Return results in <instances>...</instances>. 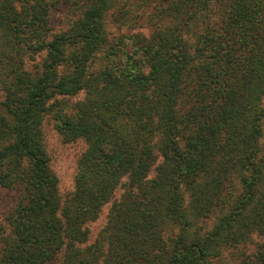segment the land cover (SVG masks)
<instances>
[{
    "label": "trees",
    "instance_id": "trees-1",
    "mask_svg": "<svg viewBox=\"0 0 264 264\" xmlns=\"http://www.w3.org/2000/svg\"><path fill=\"white\" fill-rule=\"evenodd\" d=\"M68 1L0 0V187L17 193L0 264H216L254 233L236 264H264V0H146L149 34L116 36L113 0H74L53 32ZM46 116L85 145L63 201Z\"/></svg>",
    "mask_w": 264,
    "mask_h": 264
},
{
    "label": "rangeland",
    "instance_id": "rangeland-1",
    "mask_svg": "<svg viewBox=\"0 0 264 264\" xmlns=\"http://www.w3.org/2000/svg\"><path fill=\"white\" fill-rule=\"evenodd\" d=\"M74 0L62 3L50 11V19L53 32H60L66 30L71 21L80 14V9L76 7ZM148 1V0H147ZM83 1H81L82 3ZM146 0H113V6L106 19V27L109 36H116L119 32L137 31L144 34H149L151 30V21L146 20L147 11L142 7H147ZM150 2V1H149ZM41 54H38L35 59H28L26 61L27 68L34 67L40 61ZM60 70H65L60 69ZM79 94L70 99L80 98ZM43 141L47 153L49 155L50 166L58 176V188L63 201L67 198L74 189V176L77 169V161L85 148L84 142L81 139L74 141H63L60 133L55 128L53 120L50 116H46L43 122ZM264 146V138L261 141ZM234 188V187H233ZM238 186L236 185V191ZM121 189L115 191L114 197H117ZM17 198L15 189H8L0 187V220L6 224L5 215L12 207ZM221 204H224L221 202ZM110 202L106 203L97 219L88 223L89 237L86 243H91L98 231L102 228L106 221V214L108 212ZM213 218L203 221L205 228H209L213 223ZM263 238L260 234H252L250 241L245 242L234 249L222 250L218 257H215L216 264H236L244 255L251 254L255 244ZM62 254L59 253L54 260L46 264H60Z\"/></svg>",
    "mask_w": 264,
    "mask_h": 264
}]
</instances>
